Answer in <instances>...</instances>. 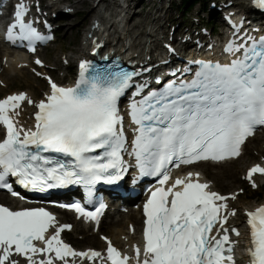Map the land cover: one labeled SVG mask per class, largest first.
Here are the masks:
<instances>
[{"label": "snow or ice", "instance_id": "obj_1", "mask_svg": "<svg viewBox=\"0 0 264 264\" xmlns=\"http://www.w3.org/2000/svg\"><path fill=\"white\" fill-rule=\"evenodd\" d=\"M255 2L264 7V0ZM29 11L23 0L15 5V19L7 27L6 38L26 40L35 51L34 41L50 37L42 36L33 21L25 20ZM225 51L235 57L229 63L200 61L191 81L130 103L129 115L136 125L130 150L119 101L138 73L100 72L81 61L73 86H60L47 78L50 91L38 102L24 92L0 99V127L4 129L0 188L19 196L8 182L15 177V183L33 191L81 184L91 193L98 182L114 184L123 178L127 172L123 154L127 152L141 175L159 177V186L143 206V252L134 246L135 256L130 258L108 241L106 261L236 264L235 242L224 225L229 216L236 215L235 209L228 211L227 201L235 200L237 194L225 196L212 190L209 181H201L199 172L172 180L169 170V165L179 168L181 164L238 158L246 140L258 126H264V37L251 44L229 41ZM25 101L36 109L31 128L18 120ZM256 173L264 174V167L256 164L248 169L246 179L253 187ZM60 206L93 220L103 208L101 204L95 212L86 213L80 203ZM245 214L251 237L249 264H264V205ZM69 228L44 207L13 210L0 204V264H69V258L76 264L77 257L105 260L99 251H76L65 243L61 232ZM231 231L240 234L235 228Z\"/></svg>", "mask_w": 264, "mask_h": 264}, {"label": "bare ground", "instance_id": "obj_2", "mask_svg": "<svg viewBox=\"0 0 264 264\" xmlns=\"http://www.w3.org/2000/svg\"><path fill=\"white\" fill-rule=\"evenodd\" d=\"M30 1L35 4L38 0ZM65 1L67 0H48V3L43 2L44 4L41 6V9L46 15L50 14L52 19L59 18L61 21L64 20L61 24L64 26L65 38H70L69 33L71 30H75L77 35H81V38H71L70 42L72 45L69 46L68 52L63 54L58 50L53 56H49L45 48L42 49L43 55L39 51H36L35 54L28 55L24 52L9 49L5 47L4 44L2 45V40L0 38V65L3 69L0 72V94L4 93V96H8L24 92L29 98L38 102L40 99L44 98L45 93L50 91L48 84L45 86L43 82H39L36 85H29V88L26 90L10 91V86L25 76L26 71L23 69L30 68L35 71L38 70L44 75L47 81V78H55L61 82L64 78L58 77L51 67L55 66L61 70L65 67L72 71V66L77 63L78 58L82 55L85 56L88 51L97 45L101 38L106 37V31L108 34L112 35L111 45L113 47L120 45L118 51L125 46H129L128 50L131 52L130 54L134 55L139 69H146L152 64L153 70H151L150 75L157 69H173L177 63L185 65L191 58V48L189 50L187 47H189L190 41H194L197 38H192L193 33L190 31L186 37L184 36L185 34L180 36L181 34L179 32L183 33V31H181L182 25L175 28L173 32L166 29V24L168 23L167 15H169L170 12L169 8L166 9L164 13L162 11L156 14L153 18H151L152 15L150 14L144 18H140L143 11L137 7H139L138 5L143 0H126L127 5L121 3L120 0H77L75 2L71 1L70 5L69 3H65L66 5L64 6L62 2ZM235 1L239 2L245 11L252 10L253 8L252 0ZM119 7H122V10L117 12ZM79 15L83 16V18L75 21L74 17ZM232 16L234 17V15ZM257 28L258 26L252 22L245 25L242 24L240 29L241 39L246 37L245 32L252 30L256 32ZM232 31V26L225 32L221 30V33H219L222 37L221 40L226 38L227 41L234 39ZM204 34L205 33L199 32L197 36L200 38V36ZM217 40L218 39L209 40L205 46L208 48L210 43L217 45ZM195 43L201 44L198 40H196ZM29 56H33L34 61H36L37 58H41L45 61V65L42 68H38L36 64L30 63L28 60ZM178 56L182 57V59L179 60ZM163 61H166L167 64H164ZM143 76L148 75L143 73ZM66 77L68 82H72L73 73L69 76L66 75ZM35 110L36 109L32 105L27 104L26 101L22 103L21 109H19L20 115L18 120L25 128L33 127V115ZM256 138H264V134H257L249 138V140L245 142L243 153L237 159L221 163L210 161L202 162L195 166V170L188 171L199 172L201 174V181H209L214 191L226 195L232 193L237 194L235 200L229 199L227 201L229 205L228 211L230 212L232 209H235L236 215L229 216L228 222L224 227L229 229L228 234L230 240L235 242L233 244V253L238 257L235 260L239 264H249V255L246 253L248 251V243L245 237L248 235V224L245 213L246 211L255 210L256 204H240L238 202L240 200V194L236 189L224 193L221 192L214 182L227 186V184L236 181L238 171L246 168L244 171V175L246 176L251 164L260 163L262 164L261 166L264 167V142L258 143L255 147L256 152L260 156L259 160L251 162L249 157L248 143L250 140H255ZM188 172L182 174L181 177L185 176ZM258 177L264 178V174L254 175L253 181L256 186L258 185ZM17 201V198L9 197L6 193L0 192L1 203L8 205L9 203ZM239 206L243 208H239ZM55 211L57 212V221L60 224L71 223L70 230L81 231L82 234L80 236L82 239L94 240L99 237L98 246H94L93 244H86L82 248L77 246L76 251L96 248L99 249L104 256L108 241H111L125 253H129L132 257L135 256L134 246H139L141 252H143L141 237L142 217H140V211L137 209L131 208L127 212H119V216L118 212L116 213L109 210L98 228L88 226L86 223L77 219L76 213L73 211L61 210L58 208H56ZM232 228L237 229L240 234L236 235L233 233L231 231ZM67 232L68 229L62 231L61 236H63L65 240L70 241ZM105 237L107 240L104 239ZM71 259L72 258H69V264H71ZM103 262L104 261L99 259L82 261L79 257L76 258V264H103ZM57 264H60V262H57Z\"/></svg>", "mask_w": 264, "mask_h": 264}, {"label": "rangeland", "instance_id": "obj_3", "mask_svg": "<svg viewBox=\"0 0 264 264\" xmlns=\"http://www.w3.org/2000/svg\"><path fill=\"white\" fill-rule=\"evenodd\" d=\"M71 1L75 2L77 0H67L65 2H62V4L65 6L66 5L65 3H69L70 5ZM203 1H204V4L211 11L210 14L207 11H204L203 6L200 5L199 3L196 6H194V9L192 11H188L187 13H185L181 8L180 0H143L138 5L139 7L137 8L142 9L143 11L140 18H144L149 14L152 15L151 18H153L156 14H159L162 11L164 13L166 9L169 8L170 12H169V15H167L168 23L166 24L167 25L166 29L168 31L173 32L175 28L182 25L181 31H183V33L179 32L181 34L180 36L185 34L184 36L186 37L190 31L191 33H193L192 38L198 39L199 36H197V33L200 32V33H205L204 35H206V37L212 40L214 39L216 33L221 32V30L223 29V27L221 26L222 25L221 23L224 22L222 20L223 19L222 14L225 11L230 10L231 13L233 12L232 15L236 16L235 18H239L241 13L245 11L243 6L240 5L239 2L235 0L234 1H231V0H203ZM120 2L127 5L126 0H120ZM36 3H38V1ZM44 3H48V0H44ZM225 6H228L227 10L224 8ZM121 10H122V7H119L117 12H120ZM211 13L213 15L216 14L215 16H213L215 22H214V25L212 26H210L208 23L209 20L212 19ZM82 18L83 16L79 15V16L74 17V20L77 21ZM54 21H56L55 31L57 33L58 38L55 43L45 48L49 56H53V54L58 50L60 51V53L66 54V52H68L69 50V46L72 45V43L70 42V39L71 38H76V39L81 38V35L80 34L77 35L75 30L73 31L71 30V32L69 33L70 38H67V37L65 38L64 30H63L64 26L61 24V22H63L64 20L61 21V19L56 18L54 19ZM200 38L202 39V36H200ZM171 41H174V40H171ZM1 48L3 49L2 46ZM39 52H41L43 55L42 50ZM28 60L30 61V63L35 64V61L33 60V56H29ZM75 65L76 64H73L72 71L69 70V68H65V67L62 70L55 66H52L51 68L52 70H54V72L56 73L58 77L64 78L63 80H61V82L63 83L67 81L66 75L69 76L70 74L74 72ZM37 67L41 68L40 66H37ZM2 70H3L2 66L0 65V72ZM23 70L26 71L25 76L20 78L14 84H12L10 86V91L26 90L29 88V85L31 84L36 85L39 82H43L44 85L47 86V80L45 79L43 74L38 75L37 71L31 70L30 68H27V69L24 68ZM2 96H4V93L0 94V97ZM261 134H264V133H259V135ZM262 142H264V138H256L255 140H250V142L248 143L247 147L249 150V157H250L251 162L259 160L260 156L256 152L255 147L258 143H262ZM263 158H264V155H263ZM245 169L238 171L236 175V181H233L232 183L227 184V186L224 184L223 185L217 184V182H214V181L213 182L216 183L217 187L221 190V192H224V193L231 191L233 189H236L240 194L239 195L240 200L238 201L240 204L242 205L256 204L257 205L258 203L264 201V196L260 198L259 200L249 198V196L254 191L253 189L264 191V178L258 177V185L256 187H253L252 182H248L244 178ZM239 208H243V207L239 206ZM126 211H128V208H126V210L122 212H126ZM118 216H119V213H118ZM81 234L82 232L79 230H69L67 232L69 240L76 247L80 246L82 248L86 244H93L94 246H98L99 237H97L94 240H87V239H82L80 236Z\"/></svg>", "mask_w": 264, "mask_h": 264}, {"label": "trees", "instance_id": "obj_4", "mask_svg": "<svg viewBox=\"0 0 264 264\" xmlns=\"http://www.w3.org/2000/svg\"><path fill=\"white\" fill-rule=\"evenodd\" d=\"M180 2H181V8H182V10L185 13H187L188 11H192L194 9V6H196L198 3L203 6V10L204 11H207L208 12V7L204 4V1L203 0H180ZM211 15H212L211 16L212 19L209 20V22H208L210 26L214 25V22H215L214 21V18H213V16H215V15H213L212 13H211ZM263 196H264V191H260L258 189H255L250 194L249 198H253V199L254 198H257V199H260Z\"/></svg>", "mask_w": 264, "mask_h": 264}]
</instances>
